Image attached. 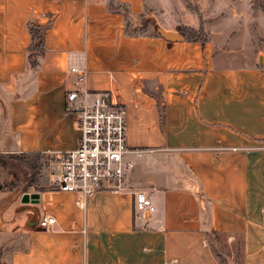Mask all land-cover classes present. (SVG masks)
Returning <instances> with one entry per match:
<instances>
[{
  "label": "crops",
  "instance_id": "crops-1",
  "mask_svg": "<svg viewBox=\"0 0 264 264\" xmlns=\"http://www.w3.org/2000/svg\"><path fill=\"white\" fill-rule=\"evenodd\" d=\"M145 0H0V153L72 150L69 91H107L124 106L130 157L122 191L83 198L51 184L0 188V264H233L210 235L264 264V63L219 62L209 41L138 27ZM129 21V22H127ZM29 23L49 24L31 67ZM84 68L77 84L71 68ZM144 191L155 210L133 206ZM54 216L50 231L39 228ZM234 257V256H233Z\"/></svg>",
  "mask_w": 264,
  "mask_h": 264
},
{
  "label": "rangeland",
  "instance_id": "rangeland-1",
  "mask_svg": "<svg viewBox=\"0 0 264 264\" xmlns=\"http://www.w3.org/2000/svg\"><path fill=\"white\" fill-rule=\"evenodd\" d=\"M140 19L134 31L154 32L156 23L182 30L187 38L211 42L220 54L218 61L224 65L264 63V0H145ZM1 99L0 89V115L5 107ZM23 155L10 151L0 153V188L23 192L30 186L51 184L57 172L52 164L53 156L37 153L28 158L35 162L29 168ZM210 242L218 260L232 259L233 264H241L240 239L230 242L224 235L211 234Z\"/></svg>",
  "mask_w": 264,
  "mask_h": 264
},
{
  "label": "built area",
  "instance_id": "built-area-1",
  "mask_svg": "<svg viewBox=\"0 0 264 264\" xmlns=\"http://www.w3.org/2000/svg\"><path fill=\"white\" fill-rule=\"evenodd\" d=\"M71 70L77 74V84L81 83L84 68ZM81 93L78 87L66 96V110L73 115L79 138L72 150L53 155L52 164L57 171L55 187L83 198L102 190H125L127 173L134 166L130 155L141 156L145 150L127 145L125 108L110 92H98L90 102L81 99ZM133 206L144 219L155 210L144 191L133 192ZM55 224L54 216L49 214L38 219L39 228L45 231L52 230Z\"/></svg>",
  "mask_w": 264,
  "mask_h": 264
},
{
  "label": "trees",
  "instance_id": "trees-1",
  "mask_svg": "<svg viewBox=\"0 0 264 264\" xmlns=\"http://www.w3.org/2000/svg\"><path fill=\"white\" fill-rule=\"evenodd\" d=\"M48 25L49 24L41 26V25H35L32 23H29L28 25V30H29L30 37H31V42H30L29 49H28L31 67H34L37 65V57L40 56L41 53L43 52L44 33ZM130 25H131L130 23L127 24V31H129L130 33H136L137 31H134V28L136 27H133V26L130 27ZM178 31L185 39L189 41H198L196 38L190 39V38H187L186 35L184 36V34L182 33V30H178ZM22 154H25L23 156L27 158L28 167L33 168V165L35 164V162H33L32 160H28V158L35 156L37 153H22Z\"/></svg>",
  "mask_w": 264,
  "mask_h": 264
},
{
  "label": "water",
  "instance_id": "water-1",
  "mask_svg": "<svg viewBox=\"0 0 264 264\" xmlns=\"http://www.w3.org/2000/svg\"><path fill=\"white\" fill-rule=\"evenodd\" d=\"M153 20H151V23ZM155 25L153 26L154 27V32L168 40H173V39H179L180 38V35L175 33V32H171V31H168V30H165L163 27L157 25L156 23H154Z\"/></svg>",
  "mask_w": 264,
  "mask_h": 264
}]
</instances>
